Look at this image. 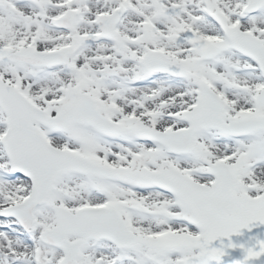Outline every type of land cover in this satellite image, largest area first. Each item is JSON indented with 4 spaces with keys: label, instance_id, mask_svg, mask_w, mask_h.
I'll return each mask as SVG.
<instances>
[{
    "label": "snow or ice",
    "instance_id": "6c2138e0",
    "mask_svg": "<svg viewBox=\"0 0 264 264\" xmlns=\"http://www.w3.org/2000/svg\"><path fill=\"white\" fill-rule=\"evenodd\" d=\"M0 264H264V0H0Z\"/></svg>",
    "mask_w": 264,
    "mask_h": 264
}]
</instances>
